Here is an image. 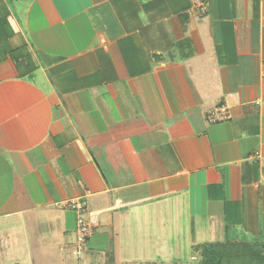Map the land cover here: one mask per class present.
<instances>
[{"label": "crops", "instance_id": "0c3cea01", "mask_svg": "<svg viewBox=\"0 0 264 264\" xmlns=\"http://www.w3.org/2000/svg\"><path fill=\"white\" fill-rule=\"evenodd\" d=\"M193 1L0 0V264L66 263L78 198L73 264L121 262L151 218L197 256L264 242V0Z\"/></svg>", "mask_w": 264, "mask_h": 264}, {"label": "rangeland", "instance_id": "374dc122", "mask_svg": "<svg viewBox=\"0 0 264 264\" xmlns=\"http://www.w3.org/2000/svg\"><path fill=\"white\" fill-rule=\"evenodd\" d=\"M147 217L150 219L152 215ZM150 221L151 223L145 224V226L138 227L136 225L130 231L129 237L124 239L129 244L124 246L125 253L121 255L122 261L119 262L116 259L112 264H197L199 254L197 256L190 247V233L187 229V221L185 218L183 219L182 217L177 229L171 232L157 227L156 222L152 218ZM241 236H244V234ZM243 240L248 243H254L256 241L254 238L249 237ZM29 251L31 254L32 250L30 249ZM39 252L42 254L45 253V251ZM166 252H169V255ZM71 254L70 257L64 254L65 256L63 258H67L64 264H73V259L77 260L73 253V248ZM39 256L40 254L35 255V259L31 260L30 264H46V261ZM55 256L54 258V256L49 254L48 257H53V260L48 264H63L60 257L58 255ZM170 257H174V260L181 259V261H169Z\"/></svg>", "mask_w": 264, "mask_h": 264}, {"label": "trees", "instance_id": "16d2710c", "mask_svg": "<svg viewBox=\"0 0 264 264\" xmlns=\"http://www.w3.org/2000/svg\"><path fill=\"white\" fill-rule=\"evenodd\" d=\"M196 249L199 253L197 264H264V242H236L227 237ZM112 263L109 259L107 264Z\"/></svg>", "mask_w": 264, "mask_h": 264}, {"label": "built area", "instance_id": "2783aa9c", "mask_svg": "<svg viewBox=\"0 0 264 264\" xmlns=\"http://www.w3.org/2000/svg\"><path fill=\"white\" fill-rule=\"evenodd\" d=\"M200 2V0L193 1V3L199 7L200 11L205 13L203 6L199 4ZM205 117L206 121L209 123H221L228 121L231 119L230 107L226 102H223L217 107L209 110ZM65 208L72 210L76 214L73 253L77 258V261H80L84 256L87 242L93 234L96 220L92 213L89 212L83 198L69 201ZM85 216L88 218H85Z\"/></svg>", "mask_w": 264, "mask_h": 264}]
</instances>
